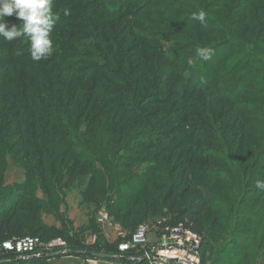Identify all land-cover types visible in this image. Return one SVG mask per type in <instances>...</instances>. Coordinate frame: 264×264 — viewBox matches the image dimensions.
Masks as SVG:
<instances>
[{"label": "trees", "instance_id": "obj_1", "mask_svg": "<svg viewBox=\"0 0 264 264\" xmlns=\"http://www.w3.org/2000/svg\"><path fill=\"white\" fill-rule=\"evenodd\" d=\"M197 1L199 5L206 7L205 10L209 9L210 4L213 5L211 8L218 9L220 13H247V11L264 13L258 6L244 7V3L239 10L235 7L237 8L235 12L232 6L233 0H215L209 4H206L207 0ZM241 1L248 2V0ZM173 10H177V13H198L201 8L197 4L186 5L185 2L179 4L178 0H54L53 11L59 19L51 33L54 49L51 60H31L28 52L29 42L26 38L8 42L0 37L3 43L0 48V95L13 100L14 106L25 104V111H29V107L33 105L36 111L46 114V117L37 115L30 139L27 138L20 122L19 131L11 133L16 138H20L19 145L25 150V160L21 164L26 166L27 178L24 182L0 192V242L27 235L38 236L43 241L59 236L67 240L72 255L79 253L83 255V252L91 254L117 251L118 242L115 245H105L104 249L99 251L81 249L80 247L84 245L78 237L71 236L70 232L64 229L53 231L42 220V214L49 212L52 205L33 194L36 180H39L47 197L52 199L57 195L53 184L64 189L77 179L87 177V185L83 191L86 204L102 205L107 199V191L112 189L113 193L118 195L119 201L108 204L109 213L131 233L145 223L149 216L166 209L164 214L171 216L174 222L186 223L200 235L208 233L202 243V254L205 246L209 244L207 240H211L209 234H212L214 229L212 202L209 195L211 191L206 180L217 179L222 174L221 169L213 166L215 157H212L209 151L205 152L206 150L202 151L186 145L188 140L198 137L194 129L187 127L191 121H188L189 115L184 113L188 110L191 114H195L193 96L198 95L203 102H208V107L201 110L200 116L203 119L209 120L208 110L211 111L212 106L216 114L223 113L224 102H235L234 99L239 98L243 93L245 75L249 76V79L255 75L253 72L249 74L244 72L227 82V77L233 71L228 75L215 74L214 69L220 66L225 55L232 48L229 44H233L227 38L215 46L208 47L212 50L209 60L204 61L196 56V49L200 47L198 38L226 34L222 31V27H216V20L206 17L205 23L202 24L190 15L179 25L180 30H188V33H176L171 37L145 32L140 24L129 26V23L138 21L152 23L154 17L166 15ZM218 18L228 25L231 21L234 22L230 16L220 15ZM245 18L243 15L236 21L235 25L239 29L246 26L245 23L254 22L251 18ZM78 19L81 23L76 26L73 21L77 22ZM5 20L9 27L13 24L19 26L22 23L15 15L5 17ZM101 23L104 24L102 28ZM123 29L129 31L140 48H144L141 55H133L128 60L117 59L115 44L110 42L116 40V34ZM253 30L257 29L250 28L244 31L241 29L233 31L232 35L254 40L255 45L261 48L263 53L264 30L260 32ZM94 38H98L102 46L109 42L106 46L108 52L94 56L96 60L99 58L100 64L87 65L80 59L77 48L84 44L82 43L84 39L90 49L102 52L101 44L97 45ZM158 38L182 42L184 45H172L167 51L161 50L149 55V50L159 48L154 44ZM201 47L207 48L206 45ZM252 53L256 57L259 56L254 50ZM190 57L196 64L195 71L191 73L189 70L193 65L187 63ZM54 62L58 64L52 65ZM59 68L68 73V77L75 73L84 81L93 77L96 85L91 83L90 87L99 94L106 97L114 95L123 97L116 103L114 107L116 111L107 117H102L100 114L92 113L91 109L89 112L88 108L85 126L80 128L85 113L81 114L82 116L76 114L77 103L87 96V88L77 87L76 80L67 79L68 77L63 83L57 81L54 74ZM13 74H18L19 80H16ZM113 80L126 84L131 89L127 91L122 88L119 92L114 91L109 83ZM255 80L260 82L264 77L261 79L257 77ZM59 89L70 90L73 100L66 103V97L61 95ZM12 90L16 91L14 95L17 98L9 93ZM131 90L133 93H129ZM200 90L207 91L209 95L197 93ZM38 93L42 94L36 96ZM179 103L182 105L181 108L170 106ZM203 128L201 130H204ZM198 134L203 135V139L206 138L204 131ZM144 148L153 152L158 151L160 154L159 156L157 154V157H153L154 155L149 157L138 152L133 153ZM161 153L166 154L167 158L161 157ZM36 156L38 162L37 167L34 168L32 162ZM184 159L191 163L204 164L201 183L192 185L190 183L183 187L186 178L185 168H182L185 166ZM140 163L153 165L143 172H137L134 166ZM170 164H172V172L180 170L182 173L181 182L177 186H166L168 182L164 179L163 170ZM187 168V170L191 169V167ZM127 192L137 197L125 201L123 199ZM141 193L150 194L151 199L146 201L143 208H138ZM89 224L92 231L96 233L99 231V226L93 218L89 220ZM8 256L10 258L5 260ZM0 264L53 263L50 257L19 260L13 254L2 253Z\"/></svg>", "mask_w": 264, "mask_h": 264}, {"label": "rangeland", "instance_id": "obj_2", "mask_svg": "<svg viewBox=\"0 0 264 264\" xmlns=\"http://www.w3.org/2000/svg\"><path fill=\"white\" fill-rule=\"evenodd\" d=\"M214 1L215 0H207L206 4ZM182 2H185L186 5L197 4L200 6L201 10L206 13V17L211 20H216V27H222V31L226 33L224 36L218 35L198 38L197 41L200 47L201 45H206L207 48L215 46L221 43L224 38L229 39L230 43L233 44H229L232 48L227 55H225L220 66L214 69L215 74L217 76L224 73L228 75L233 71L231 75L227 77V82L231 81L233 77L238 76L240 73L246 72L249 74L253 72L255 75L251 79H249V76L245 75L246 80L243 93L239 95V98L234 99L235 102L225 101L223 113L216 114L215 108L212 106L211 111L208 110L210 114L207 119L209 120L206 121V119H203V117L200 116V114H202L201 110L208 107V102H203L200 95L193 96V112L195 114H191L188 110L184 113L189 115L190 120L188 121H191L187 127L194 129L196 131V137H198L197 139L193 138L188 140L186 145L198 148L202 151L206 150L205 152L209 151L211 156L215 157L213 166L221 169L222 174L217 179L206 180L211 191L209 195L212 202L211 210L213 213L212 222L214 229L213 233L209 234L211 237V240H207L209 244H207L202 251L201 255H203L204 260L202 264H264V191L258 190L255 187L256 181L264 180V82L262 83L264 80L260 82L255 80L257 77L260 79L264 77V52L261 53L262 49L255 45L256 42L254 40L247 37H236L232 35L233 31H240L241 29L244 31L253 28L257 29L253 30L256 32L264 30V13L255 11H247V13H220L218 9L211 8L213 5L210 4L208 5L209 9L205 10L206 7L199 5L197 0H178L179 4ZM242 3H244V7L258 6V8L264 11V0H248V2L233 0V10L237 12V8L235 7H238L239 10L242 7ZM252 4L254 5L252 6ZM177 10H173L166 15L162 14L154 17L151 20L153 21L152 23L138 21L133 24L129 23V26L140 24L145 32H154L162 34L165 37H171V35H176V33L187 34L188 30H180L179 25L194 13H177ZM248 13L252 15L248 16ZM220 15L225 17L230 16L234 22L231 21L230 25L225 24L219 20L218 16ZM243 15L247 19H253L254 22L251 24L245 23V28L241 27V29H239L235 23H237L236 21L241 19ZM113 21L111 23H113ZM80 23V19H78L77 22L73 21V24L76 26ZM103 25L104 24L101 23V28ZM83 36L86 37L85 34H83ZM94 39L97 45L102 43L98 38ZM260 39L262 38L260 37ZM82 41L84 44H81V47L77 48V52L80 53V59L87 65L100 64L99 58L96 60V57L97 55L108 52L106 46L109 42H106L104 46L101 44L100 47L103 48V50L100 52V50L90 49L88 47L89 44H87L84 39ZM110 43L115 44V56H117L118 60H128L133 55L139 56L142 53V49H144L139 47L138 43L133 40V37L126 29L120 30L116 34V40H111ZM150 43H152V41ZM154 44H157L159 48L152 51L149 50V55L161 50L167 51L172 45H184L182 42L167 41L161 38H158ZM2 45L3 43L0 40V48ZM252 50L259 54V56H257L258 58L252 53ZM130 51L134 52L130 53ZM95 55L96 57L94 58ZM48 59L51 60V56ZM259 59L262 63L259 62ZM2 62H4V60H2ZM57 64V62H54L52 65ZM194 66H196V64H193L192 68H190V73L195 71ZM18 74H13L16 80H19ZM54 75L56 80L60 83H63L68 77V73L60 68L57 69ZM67 79H75V85L77 84V87L82 88L86 86L87 88V96L81 99L80 103H77L78 112L76 114L84 115L85 113L84 117L81 119L80 128L85 126V118L88 110L90 112L91 109L92 113L107 117L110 113L116 111L114 108L116 103L123 99V97L119 95L106 97L103 94L93 91V87H90L91 83H93L92 85L95 84L93 77L84 81L75 73L70 75ZM130 80L132 81V79ZM109 83L111 89L118 92L121 91L122 88H125L127 91L130 88L128 85H123L121 82L114 80ZM15 92L13 90L11 92L9 91L11 96L17 98L14 95ZM59 92L62 96L64 95V97H66V103L73 100L70 90L63 91V89H59ZM131 92L132 90L129 93ZM197 93H204L206 96L209 95L207 91L204 92L203 90ZM41 94L38 93L36 96ZM93 94H95L94 97ZM3 97L0 95V192L7 187L24 182L27 178L26 166L21 164L25 160V150L19 145L20 138H16V136L11 133L19 131L20 122L27 138L30 139L32 137V130L37 115L39 114V117H46V114L42 111H36L33 105L29 107V111H25V104L22 105L21 103V105L14 106L15 102L13 100L7 99L6 96ZM128 98H130V94ZM174 105L171 104L170 106H172V108L182 107L180 103ZM235 111H237V113ZM230 112L232 113L230 114ZM234 114L236 115L235 118H233ZM77 119H79V117H77ZM179 126H181V124H179ZM202 127H204V130H201ZM200 131H204L205 139H203V135L198 134ZM145 141L151 143L149 140ZM136 152H138V154L148 155L149 157L151 155L157 157V154L158 156L160 154L158 151H156V153L153 152V150H147L145 148L139 149L133 153ZM161 157L167 158V155L161 153ZM37 162L38 158L36 156L34 162H32L34 168L37 167ZM184 164L185 166L182 168H185L186 178L183 187L190 183L191 185L201 183L203 180L202 167L204 164L200 162L191 163L187 159L186 161L184 159ZM152 165L153 164L150 163H140L136 164L134 168L137 172H143V170L148 169ZM187 167H191V169L187 170ZM172 169V164H170V166L167 165L166 169L163 170L164 179H167L166 182H168L166 186L168 187L177 186L181 182V171L172 172ZM36 181L37 184L33 190V194L52 205L49 212L42 214L43 222L53 231H61L64 229L69 231L71 236L78 237L84 245L80 247L81 249L99 251L102 248L104 249L105 245H115L118 242L119 239L115 234L117 229L129 232L128 228L123 226L121 222L114 218V215L109 213L108 204L119 201L118 195L114 194L112 189L107 191V199L104 203L100 206H96L86 204L83 198V191L87 185V177L77 179L64 189L56 187L55 184H53L57 195L52 199L47 197L45 191L39 184V180ZM158 192L159 194L161 193L159 190ZM135 197H137L135 194L127 192L123 200H132ZM139 198L141 202H139L138 208H143L146 201L151 199L150 194L143 193L139 195ZM100 209H105L109 213L111 223L105 226L98 225L99 231L97 234L99 240L95 244H89L88 239L90 235L96 233L90 229L89 220L93 218L96 221V215ZM164 213H166V209L158 214L149 216L146 222H152L161 215H165ZM209 226L210 224L208 227ZM207 235V232L202 235L203 241ZM51 240L44 241V243ZM63 258L64 257L52 258L51 263L84 264V256L81 253L70 255L69 258Z\"/></svg>", "mask_w": 264, "mask_h": 264}, {"label": "built area", "instance_id": "obj_3", "mask_svg": "<svg viewBox=\"0 0 264 264\" xmlns=\"http://www.w3.org/2000/svg\"><path fill=\"white\" fill-rule=\"evenodd\" d=\"M100 226L111 223L105 209L96 215ZM118 237L115 252H83L84 264H202V235L193 231L186 223L174 222L171 216L161 215L152 222L141 224L134 232L121 229L115 231ZM99 237L92 233L89 244H95ZM42 250V251H41ZM13 254L16 259L34 257H69L71 248L64 238H54L44 243L38 236L27 235L0 242V254ZM9 256L5 258L8 260Z\"/></svg>", "mask_w": 264, "mask_h": 264}, {"label": "clouds", "instance_id": "obj_4", "mask_svg": "<svg viewBox=\"0 0 264 264\" xmlns=\"http://www.w3.org/2000/svg\"><path fill=\"white\" fill-rule=\"evenodd\" d=\"M53 9L54 0H0V37L8 42L26 38L31 60H47L54 51L51 33L59 19ZM13 15L22 23L9 27L5 17ZM193 19L203 24L206 21V13L203 10L194 13ZM211 55L210 48L196 49V56L201 60L207 61ZM187 63L191 66L194 60L190 57ZM255 187L264 191V180L256 181Z\"/></svg>", "mask_w": 264, "mask_h": 264}, {"label": "water", "instance_id": "obj_5", "mask_svg": "<svg viewBox=\"0 0 264 264\" xmlns=\"http://www.w3.org/2000/svg\"><path fill=\"white\" fill-rule=\"evenodd\" d=\"M19 260H26V258H20Z\"/></svg>", "mask_w": 264, "mask_h": 264}, {"label": "crops", "instance_id": "obj_6", "mask_svg": "<svg viewBox=\"0 0 264 264\" xmlns=\"http://www.w3.org/2000/svg\"><path fill=\"white\" fill-rule=\"evenodd\" d=\"M64 258H69V257H64ZM64 258H63V259H64Z\"/></svg>", "mask_w": 264, "mask_h": 264}]
</instances>
